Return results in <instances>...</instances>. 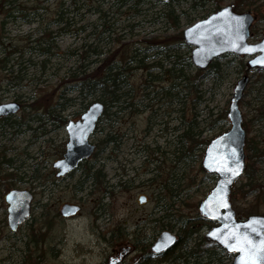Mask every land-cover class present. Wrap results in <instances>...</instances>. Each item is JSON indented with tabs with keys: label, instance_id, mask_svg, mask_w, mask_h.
<instances>
[{
	"label": "rangeland",
	"instance_id": "1",
	"mask_svg": "<svg viewBox=\"0 0 264 264\" xmlns=\"http://www.w3.org/2000/svg\"><path fill=\"white\" fill-rule=\"evenodd\" d=\"M236 1L211 0L192 9L189 0H141L139 4L132 0L125 5L119 0H73L71 32L56 40L51 53L27 46L28 36L41 28L40 21L6 25L0 12V103L23 102L17 114L0 119V160L12 159L15 167L0 170V264H22L31 254L40 255L41 264H108L126 247L133 252L122 264H181L182 260L151 253L163 231L179 236L181 222L195 225L201 248L221 257L214 262L211 257L202 258L200 264H232L231 257L206 238L203 241L210 221L201 216L198 206L218 179L202 168L208 144L204 141L230 128L224 114L247 61L227 53L216 59L217 66L200 70L192 61L193 46L178 35L207 18L216 4L224 7ZM14 2L30 6L38 0ZM53 2L59 10L60 0ZM252 4L238 10L256 15L250 42H257L264 33V0ZM170 7L178 22L162 15ZM55 15L53 11L47 18ZM7 29L12 33L5 36ZM40 31L31 46L46 48L48 41ZM16 48L21 52L10 54ZM117 50L121 54L115 55L112 64L121 68L119 94L126 95L104 114L91 136L97 146L93 156L59 179L53 163L65 152L68 121L79 120L92 103L103 102L102 90L87 89L86 76ZM22 67L26 69L21 72ZM18 77L21 80L15 83ZM252 77L248 95L240 102L249 118L264 109V70L253 72ZM258 96L263 98L257 102ZM188 124L199 135L186 141L182 135ZM252 134L264 139V121L255 125ZM107 138L114 141L106 143ZM19 164L22 168L17 172ZM90 166L93 171L102 168L106 185L83 183ZM259 168L264 177V162ZM12 172L23 180L5 177ZM173 181L179 184L175 188L180 196L175 202H159L166 194L160 184ZM245 181L243 176L237 187ZM15 188L32 190L35 199L31 217L12 231L5 195ZM142 195L148 197L146 204L138 201ZM253 198L254 194L246 198L233 194V207L240 216L264 214V205H257ZM65 202L83 204L82 214L65 221L59 214ZM163 206L168 210H160ZM166 213L169 217H164ZM39 232L46 241L36 245L32 242L41 237ZM178 248L175 256L182 251ZM188 264L197 263L192 259Z\"/></svg>",
	"mask_w": 264,
	"mask_h": 264
},
{
	"label": "water",
	"instance_id": "2",
	"mask_svg": "<svg viewBox=\"0 0 264 264\" xmlns=\"http://www.w3.org/2000/svg\"><path fill=\"white\" fill-rule=\"evenodd\" d=\"M169 2V0H163ZM255 16L251 11L237 12L234 4H228L207 18L197 21L183 31L186 44L193 46L192 61L200 69H208L211 63L225 53L250 57L251 69H264V39L250 43L251 26ZM249 75L242 76L235 87L228 109L231 127L212 139L207 145L202 167L218 180L212 190L200 202V212L210 221L220 224L207 233V238L217 242L229 252L238 253L234 264H264V215L252 214L245 220H238L230 200L232 187L239 180L246 167V131L240 101L249 83ZM20 110L16 101L0 104V117H8ZM105 112L101 101L92 103L78 121H69L66 126L68 142L61 159L54 162L57 176H64L77 169L96 151L91 135ZM34 195L27 189H11L5 196L8 204V225L12 231L18 228L32 214ZM147 196L139 197L141 204ZM81 207L65 203L61 208L64 217L76 215ZM178 237L163 231L153 246L160 254L174 248ZM114 264V261H110ZM116 264V263H115Z\"/></svg>",
	"mask_w": 264,
	"mask_h": 264
},
{
	"label": "trees",
	"instance_id": "3",
	"mask_svg": "<svg viewBox=\"0 0 264 264\" xmlns=\"http://www.w3.org/2000/svg\"><path fill=\"white\" fill-rule=\"evenodd\" d=\"M7 0H1L2 6L3 3L6 2ZM121 2V5H125L128 3V1H132V0H119ZM135 1V0H134ZM137 4H139L141 2V0H136ZM191 3V7L192 9H198V7H204L207 3H209L211 0H189ZM170 3L172 2V0L169 1ZM168 2V3H169ZM256 2V0H237L236 1V6L237 9H242V8H249L251 7L254 3ZM220 8V6H218L216 4V6L212 9L211 12H214L216 10H218ZM162 15H164L166 18L168 19H173L175 22H178V16H175V11L172 7H170L168 9V11H166L165 13H163ZM183 32L180 33L178 35V38L181 40L183 39ZM154 43H156L157 41L159 43H161V41L159 40H153ZM152 41V42H153ZM39 48L41 51L47 50L44 49L42 47ZM122 50V49H121ZM121 50H117L113 55L108 56L104 61L102 66H100L98 69H96L92 74H89V76H86L88 82L87 85V89L92 92L94 90H96L97 88H99L100 90H102V97H103V103L106 106V110L105 113H107L108 110L111 109V107H113L114 105H116L121 97H124L126 94H119V91L121 89V84H122V80L121 79V68L118 66H114L113 60L115 59V55L117 53L121 54ZM211 68L217 66L216 63V59L211 63ZM175 69V66L173 68V70ZM21 71V70H20ZM11 73H14V71L12 70ZM182 77L186 80L187 77L182 74ZM84 78L83 81L86 79ZM18 81L15 83H19V81L21 80L20 77L17 78ZM76 80V79H75ZM9 82L11 83L12 80H9ZM85 85V84H84ZM178 85L176 84V87ZM74 89L76 87H73ZM180 95V93H179ZM131 105V104H130ZM122 109L126 110L127 107L122 106ZM49 115H53V112L50 111L49 109L47 110ZM109 113V112H108ZM228 113V112H227ZM227 113L224 114V117H228ZM44 115V114H43ZM43 115H39L38 119H41V117ZM53 119H58L55 116H52ZM223 118V115H222ZM264 118V109L261 111L260 113V118L259 119H263ZM252 121V120H251ZM197 132V131H196ZM193 130L192 125L187 126V129L183 131V135L182 138L185 139L187 141L188 138H193L194 135H199V133H196ZM258 136V135H257ZM255 137L251 138V141H249V139H247V151L249 154V158L250 160L247 163V168L245 170V174L244 177L246 179L245 182H243L241 184V186L237 187L236 185L233 187V192L232 194H236L238 193V195L240 196V198H246L248 197V195L250 194H254V198L253 200L256 203H259L257 205H264V182H260L259 181V176H261L260 174V169L259 166L261 165V163L264 161V143H260L259 141H261ZM114 139L113 138H107L106 139V143L108 142H113ZM189 142V141H188ZM195 142V143H194ZM192 142L194 147H197L198 145L196 144V140ZM262 142V141H261ZM204 143H209L207 141H204ZM7 166L8 168H13L14 166V162L12 159L6 161H1L0 160V168ZM94 168L92 166H90L89 168H87L84 171V181L85 182H93L95 185L99 184V185H106L107 182L105 181V176L102 175V168L101 169H96L95 171H93ZM156 171L158 170L157 168L155 169ZM263 172V171H262ZM11 180L13 179H18L21 180L20 176H17L15 172H12L8 175ZM161 189L165 191L166 194H163L165 197H161V199L159 200V202H164L166 200H173V202H175V200L180 196L179 193L177 192L178 188H175L176 186H179V184H176V181H173L172 183L166 182V183H161ZM109 187V186H107ZM177 189V190H176ZM108 194H110L111 192L108 190L107 191ZM160 210H168V206H163L160 207ZM171 208V207H170ZM164 217H169V214L166 213V215ZM165 226V225H164ZM195 225H187V222H181V233L179 234V240L177 242V245L175 247H179L178 249H181V253L179 255L175 256V253L173 251L172 255L169 257H172V261H181L180 263H185L188 264L192 259H196V258H200L201 260L202 258H208L211 257L210 255V251H207L204 248H201V243L202 241H197L195 235L197 234V230L195 228ZM31 234L35 235V230L34 228H30ZM203 237V241H204ZM199 239V238H198ZM32 243H36V245H38V238L33 239ZM29 245V244H28ZM42 258L39 256H33L28 255L25 258H23L22 260V264H41L42 262Z\"/></svg>",
	"mask_w": 264,
	"mask_h": 264
},
{
	"label": "flooded vegetation",
	"instance_id": "4",
	"mask_svg": "<svg viewBox=\"0 0 264 264\" xmlns=\"http://www.w3.org/2000/svg\"><path fill=\"white\" fill-rule=\"evenodd\" d=\"M53 1H56V0H44V2H41V0H38V2L37 3H35V4H32V5H30V6H27L26 4H21L20 2L19 3H15L14 2V0H7L6 2H4L3 3V6H2V3H1V0H0V12H2V14L6 17L5 18V24L6 25H9L10 23L11 24H14L13 22H15V21H20L19 23L20 24H30V23H33L34 21H40L41 22V24H42V26H41V28H39V26L37 27V30L34 32V33H32V34H30L29 36H28V38L26 39L27 40V42L28 41H30V42H28L27 43V46H29L30 47V49L32 50V51H34V50H36V48H39V47H37V46H35V47H33V46H31L32 45V41H31V39H33L35 36L34 35H36V34H38L39 32L38 31H40V33H42V37L46 40V41H48V46L46 47V48H44V49H47V50H44V51H42V52H45V53H51L52 52V50H53V47L55 46L54 44L56 43V40H59V38H62V37H64L66 34H69L70 32H71V27H72V24H73V16H72V11L70 10V8H69V5H71L72 3H73V0H69L70 2H67V0L65 1V0H60V2H59V10L57 9V5H55L54 6V2ZM51 2H53V3H51ZM232 4H234L235 5V11H237V12H241V11H239L238 9H237V6H236V4L235 3H232ZM6 8V9H5ZM77 9H79V8H77ZM220 9V8H219ZM218 9V10H219ZM53 11H55V17H48L47 18V16L50 14L51 15V13H53ZM217 11V10H216ZM246 12H248V11H246ZM254 15V14H253ZM255 16V19H254V22H253V24H252V26H251V36H250V38H249V42L251 41V37H252V34H253V26H254V23H255V21H256V15H254ZM14 27H16V25H13ZM82 29V28H81ZM12 33V31L10 30V29H7V31H6V33H5V36H8V35H10ZM264 39V33L262 34V36L260 35V38H259V40L257 41V42H250V43H258V42H260V41H262ZM25 40V41H26ZM41 41V39H39V40H35V42H40ZM21 48H16V49H14V51L12 52V53H10V54H13V53H17V52H21ZM41 51V50H40ZM230 53V52H229ZM225 54H227V53H225ZM231 54H233V55H238V54H235V53H231ZM224 55V54H223ZM238 56H243L245 59H246V63H244V66H246L245 67V69H243V71H242V73H243V75L242 76H244V75H249V77H250V80H249V83H248V85H247V88H250L251 87V85H252V79H253V77H252V75H253V72H261V71H263L264 69H251L250 68V66H249V59H250V57H248V56H245V55H238ZM7 60V62L9 61V58H7L6 59ZM21 69V72L23 71V70H25L26 69V67H22V68H20ZM249 71H252V74L249 72ZM250 73V74H249ZM240 79V78H239ZM238 79V80H239ZM238 82V81H237ZM11 84H15V83H13V82H11ZM247 88H246V90H245V92H244V97L245 96H247L248 95V90H247ZM262 98L263 97H260V96H258V97H256L255 98V101H261L262 100ZM246 101V100H245ZM17 102V101H16ZM19 104H20V109L23 107V102L22 101H19L18 102ZM1 104V103H0ZM263 109H261L260 110V112L255 116V117H248L246 114H243V117H244V122H243V126H244V128H245V131H246V143H245V153H246V167H245V170H246V168H247V163H248V161L250 160V158L248 157L249 156V154H248V151H247V139H249V141H251V138L252 137H257V138H259L261 141H259V139H258V141L260 142V143H264V139H261L260 138V136H257V135H255V134H252L253 133V128L255 127V125L256 124H259V123H261V122H263L264 121V118L263 119H259L260 118V113H261V111H262ZM82 116V115H81ZM8 117H10V116H8ZM7 116L6 117H0V119L1 118H8ZM80 119H81V117H80ZM79 119V120H80ZM101 120V119H100ZM252 120V121H251ZM70 121H73V120H70ZM78 121V120H77ZM100 122V121H99ZM68 123H69V121H68ZM68 125V124H67ZM66 125V126H67ZM98 125H99V123H98ZM98 127V126H97ZM223 133V132H222ZM221 133V134H222ZM220 135V134H219ZM217 137V136H216ZM97 147V146H96ZM66 150V149H65ZM65 153V152H64ZM93 156V155H92ZM63 157V156H62ZM61 159V158H60ZM87 160V159H86ZM86 160H84V161H86ZM8 161V160H7ZM57 161V160H56ZM83 161V162H84ZM83 162H81L80 164H79V166L77 167V169L81 166V164L83 163ZM264 162V161H263ZM262 162V163H263ZM17 163V162H16ZM261 163V164H262ZM4 168H7L5 165H4V167H2V168H0V170L1 169H4ZM13 168H15L14 166H13ZM20 168H22L21 167V164H19V166H18V168H16V171L17 170H19ZM53 168L55 169V170H57V172H56V176H57V173H58V169H56L55 167H54V163H53ZM203 168V167H202ZM77 169H75V170H73L72 172H70V173H68V174H71V173H73L74 171H76ZM18 172V171H17ZM68 174H66V175H64V176H61V177H58L59 179L61 178V179H63L65 176H67ZM244 174H245V171H244ZM9 175V174H8ZM8 175H6L5 177H7L8 179H9V176ZM216 175V174H215ZM217 176V175H216ZM244 176V175H243ZM4 177V176H3ZM21 177V176H20ZM63 177V178H62ZM23 180V177H21V181ZM218 180V179H217ZM239 181V180H238ZM238 181H237V183H238ZM259 181L260 182H264V177L262 176V174H261V176H259ZM217 182V181H216ZM237 183L235 184L236 186H237ZM216 184V183H215ZM234 185V186H235ZM233 186V187H234ZM233 187H232V191H231V196H230V200H231V203H232V196H233V194H232V192H233ZM15 189H20V188H15ZM27 190H29V189H27ZM10 191V190H9ZM8 191V192H9ZM32 193H33V195H34V199H35V194H34V192L32 191V190H30ZM7 192V193H8ZM6 193V194H7ZM250 195H252V194H250ZM250 195H248V196H250ZM6 196V195H5ZM146 196V195H145ZM34 199H33V201H32V209H33V202H34ZM6 201V200H5ZM138 201H139V199H138ZM148 202V197H147V201L145 202V203H143V204H146ZM7 203V202H6ZM65 203H72V204H77V205H79L80 207H81V209H80V211H78V213L76 214V215H73V216H70V217H64L63 215H62V213H61V208H62V206L65 204ZM65 203H63L61 206H60V208H59V214H60V216H63L62 218L66 221V220H71V219H74V218H76V217H79L81 214H82V209H83V204H79V203H75V202H65ZM8 205V204H7ZM199 207V206H198ZM232 207H233V203H232ZM7 209H8V207H7ZM233 209H234V207H233ZM235 210V209H234ZM200 211V210H199ZM235 212H236V218L238 219V220H245V219H247V217L248 216H250V215H252V213L251 214H248V215H246V216H240V214H238L237 213V211L235 210ZM7 213H8V211H7ZM200 214H201V216H203L206 220H208L201 212H200ZM253 214H260V213H253ZM32 215V214H31ZM262 215H264V214H262ZM7 217H8V215H7ZM31 217V216H30ZM29 219V218H28ZM27 219V220H28ZM27 220L22 224V225H24L26 222H27ZM208 221H210V220H208ZM208 226H209V230H208V232L212 229V228H214V227H216V226H218L219 224H220V222H218V221H210V223H206ZM21 225V226H22ZM47 226H44V228H46ZM50 227V226H49ZM19 229V228H18ZM39 234H40V232H39ZM45 234L43 233V234H40V236L41 237H39L38 238V245L40 244V243H44L46 240H45V238H43V236H44ZM178 237V240H179V236H177ZM205 238L208 240V241H210V242H212L214 245H215V248L217 249V248H219V250H221L226 256H229V257H231L232 258V260H233V262H232V264H234V261H235V259H236V256L238 255V253H235V252H229V251H227V250H225L224 248H222L217 242H214V241H211V240H209L208 238H207V234L205 235ZM178 242V241H177ZM156 243V242H155ZM154 243V244H155ZM154 244L151 246V253L153 252L154 254H155V257H157V258H166V259H169V257L172 255V253H173V251L175 250V247L174 248H172V249H170L169 251H166V252H164V253H160V254H158V253H156L154 250H153V246H154ZM177 245V244H176ZM132 252H133V249L131 248V247H126V248H124L123 250H120L119 251V253H118V257H116V258H112V259H110V260H114V264L116 263V264H122L124 261H125V259L128 257V256H130L131 254H132ZM150 253V254H151ZM150 254L148 255V257L150 256ZM210 256H211V262H214L215 260H221V257L218 255V254H214V253H212V252H210ZM194 260V262L195 263H197V264H200L201 263V257L200 258H194L193 259ZM108 264H111V262H108ZM181 264H184V263H181Z\"/></svg>",
	"mask_w": 264,
	"mask_h": 264
}]
</instances>
